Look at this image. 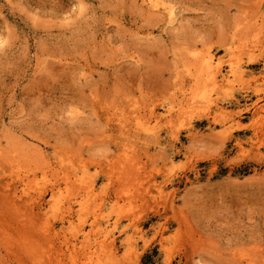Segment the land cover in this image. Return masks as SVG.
<instances>
[{
  "label": "rangeland",
  "instance_id": "obj_1",
  "mask_svg": "<svg viewBox=\"0 0 264 264\" xmlns=\"http://www.w3.org/2000/svg\"><path fill=\"white\" fill-rule=\"evenodd\" d=\"M0 264H264V0H0Z\"/></svg>",
  "mask_w": 264,
  "mask_h": 264
},
{
  "label": "bare ground",
  "instance_id": "obj_2",
  "mask_svg": "<svg viewBox=\"0 0 264 264\" xmlns=\"http://www.w3.org/2000/svg\"><path fill=\"white\" fill-rule=\"evenodd\" d=\"M170 11V10H169ZM172 12H173V10L172 11H170V14L172 15ZM174 13V12H173ZM173 16V15H172ZM174 17V16H173ZM172 18V17H171ZM205 64H206V67L208 68V70H210L209 72H212V76H213V79H215V72H217L218 74L220 73V69H219V65L217 66L216 65V61H215V58H214V56H210L207 60H206V62H205ZM205 66V65H204ZM240 104V103H239ZM243 108V107H242ZM221 112H223V110H222V108H218ZM150 111V110H149ZM137 113V112H136ZM150 113H152V115H151V117L153 116V114H154V111H152V112H149V114ZM146 114V113H145ZM155 114H156V112H155ZM156 116V115H155ZM135 117H137V116H135ZM141 118V117H140ZM34 185V184H33ZM37 186V185H36ZM35 186V187H36ZM40 186V185H39ZM44 187V186H43ZM88 187V186H87ZM33 192V191H32ZM36 192V191H35ZM34 192V193H35ZM27 193V192H26ZM33 196V195H32ZM37 197V196H36ZM42 197V196H41ZM40 197V198H41ZM42 208V207H41ZM86 238H87V236H86Z\"/></svg>",
  "mask_w": 264,
  "mask_h": 264
}]
</instances>
